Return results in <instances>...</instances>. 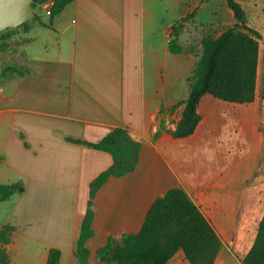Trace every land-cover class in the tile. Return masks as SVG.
<instances>
[{"label": "crops", "instance_id": "0c3cea01", "mask_svg": "<svg viewBox=\"0 0 264 264\" xmlns=\"http://www.w3.org/2000/svg\"><path fill=\"white\" fill-rule=\"evenodd\" d=\"M209 1L176 0L182 11L168 26L160 25L156 0H74L44 18L34 9L38 18L21 26L18 51L0 54V185L22 186L0 197V231L14 229L0 240L8 264H47L52 248L60 264H78L90 184L114 162L86 143L116 128L127 129L141 152L134 172L109 178L93 199L88 264H105L97 252L109 237L139 232L153 202L175 187L215 228L222 242L215 264H243L227 250L245 231L237 224L247 215L255 157L235 158L230 147L214 154L200 124L189 137L172 135L182 116L174 107L187 98L198 61V53H171L172 26L185 19L179 40L194 47ZM207 98L218 100L204 96L201 116ZM204 148L214 151L206 161ZM257 231H247V253ZM168 264L190 263L179 251Z\"/></svg>", "mask_w": 264, "mask_h": 264}, {"label": "trees", "instance_id": "16d2710c", "mask_svg": "<svg viewBox=\"0 0 264 264\" xmlns=\"http://www.w3.org/2000/svg\"><path fill=\"white\" fill-rule=\"evenodd\" d=\"M38 1V4H42L47 0H34V9ZM72 1L56 0L52 15L60 13ZM224 1L233 12L235 23L218 37L203 38L202 54L188 79V96L174 107H183L181 119L172 132L175 138H185L195 133L201 121L198 107L206 95L232 104H250L256 98L262 36L248 25L246 11L238 0ZM185 21L183 19L172 26V39L169 42L171 53L197 55L196 48L186 47L179 40ZM159 135L160 132L155 137ZM86 144L109 153L114 162L90 184L89 200L75 246L78 264H88L89 249L86 243L94 235V197L109 178L134 172L141 152V143L133 140L123 128L114 129L97 143ZM21 189L20 184L0 185V197L7 200ZM13 230V227L5 226L0 231V240L8 242L6 235ZM221 248L222 242L215 228L201 209L182 188L175 187L153 202L139 232L124 234L120 239L109 237L98 250L97 258L105 264H168L179 251H183L190 264H215ZM60 258L61 251L52 248L47 264H60ZM0 263L8 264L3 249H0ZM243 264H264V216Z\"/></svg>", "mask_w": 264, "mask_h": 264}, {"label": "rangeland", "instance_id": "374dc122", "mask_svg": "<svg viewBox=\"0 0 264 264\" xmlns=\"http://www.w3.org/2000/svg\"><path fill=\"white\" fill-rule=\"evenodd\" d=\"M175 1L156 0L159 5L157 17L166 21L165 23L162 21L161 26H168L169 22L179 16L178 11H182V8L175 5ZM238 1L248 15V25L258 30L262 36L259 48L256 98L250 104H232L207 98L200 106L202 116L200 115L199 124L200 132L203 133V143L206 147L214 146L216 151H213L214 154L218 153L222 156L221 153L230 147L229 150L235 149V158L240 159L244 155L255 157L256 167L247 182V215L241 214L237 224L239 228H243L245 231L242 233L240 245L227 250L229 254L235 255L243 263V259L247 255V231L251 233L253 230H257L264 216V0ZM38 3L39 1L36 3L35 11L39 17L44 18L46 16L45 7L43 3L40 5ZM169 3L172 6H169ZM162 4L163 6L160 7ZM207 5L209 9L205 10L203 15L198 13V20L202 22L200 29L202 34L198 41L192 45L197 49V59L202 54L201 43L204 37H218L235 23V18L232 16L233 12L224 0H210ZM20 31H23V28L8 29L0 33V54L18 51ZM33 46L34 44H32ZM180 108L183 109V107ZM178 116L176 114L175 119ZM175 119L170 123H174ZM209 151L210 149L204 148L202 152L205 161L210 154H213ZM242 256L243 258H240Z\"/></svg>", "mask_w": 264, "mask_h": 264}, {"label": "water", "instance_id": "95a60500", "mask_svg": "<svg viewBox=\"0 0 264 264\" xmlns=\"http://www.w3.org/2000/svg\"><path fill=\"white\" fill-rule=\"evenodd\" d=\"M34 0H0V33L35 19Z\"/></svg>", "mask_w": 264, "mask_h": 264}, {"label": "built area", "instance_id": "2783aa9c", "mask_svg": "<svg viewBox=\"0 0 264 264\" xmlns=\"http://www.w3.org/2000/svg\"><path fill=\"white\" fill-rule=\"evenodd\" d=\"M55 3H56V0H47L46 2L43 3L45 10H46V14L48 16L52 15V10H53V7L55 6Z\"/></svg>", "mask_w": 264, "mask_h": 264}]
</instances>
